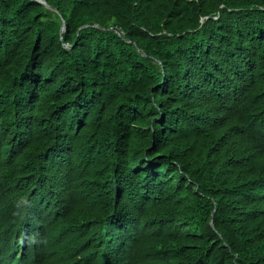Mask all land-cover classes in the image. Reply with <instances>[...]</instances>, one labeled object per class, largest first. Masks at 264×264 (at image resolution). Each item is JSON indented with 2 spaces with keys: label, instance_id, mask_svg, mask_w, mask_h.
I'll use <instances>...</instances> for the list:
<instances>
[{
  "label": "trees",
  "instance_id": "trees-1",
  "mask_svg": "<svg viewBox=\"0 0 264 264\" xmlns=\"http://www.w3.org/2000/svg\"><path fill=\"white\" fill-rule=\"evenodd\" d=\"M46 2L0 0V264H264V0Z\"/></svg>",
  "mask_w": 264,
  "mask_h": 264
},
{
  "label": "water",
  "instance_id": "water-1",
  "mask_svg": "<svg viewBox=\"0 0 264 264\" xmlns=\"http://www.w3.org/2000/svg\"><path fill=\"white\" fill-rule=\"evenodd\" d=\"M37 1L43 2V3H45V4L48 6L46 0H37ZM63 29H64V27H62V30H63ZM211 222H212V221H211Z\"/></svg>",
  "mask_w": 264,
  "mask_h": 264
},
{
  "label": "bare ground",
  "instance_id": "bare-ground-1",
  "mask_svg": "<svg viewBox=\"0 0 264 264\" xmlns=\"http://www.w3.org/2000/svg\"><path fill=\"white\" fill-rule=\"evenodd\" d=\"M31 232H34V230H31Z\"/></svg>",
  "mask_w": 264,
  "mask_h": 264
}]
</instances>
